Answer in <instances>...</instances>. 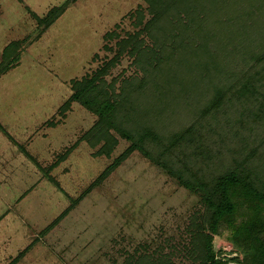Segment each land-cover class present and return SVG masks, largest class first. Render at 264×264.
Returning a JSON list of instances; mask_svg holds the SVG:
<instances>
[{
  "label": "trees",
  "instance_id": "trees-1",
  "mask_svg": "<svg viewBox=\"0 0 264 264\" xmlns=\"http://www.w3.org/2000/svg\"><path fill=\"white\" fill-rule=\"evenodd\" d=\"M76 1L33 14L41 29L35 39ZM142 2L145 7L125 16L133 31L121 37L118 24L104 34V41H114L102 47L112 57L72 79V93L57 110L64 118L77 103L95 116L79 137L99 146L94 156L109 158L119 139L128 146L41 234L137 152L194 195L197 208L171 251L148 252L144 245L128 255L127 264H264V0ZM22 44L14 40L4 47L0 77L18 65ZM124 56L138 73L107 82ZM224 232L240 259L215 251L213 240Z\"/></svg>",
  "mask_w": 264,
  "mask_h": 264
},
{
  "label": "rangeland",
  "instance_id": "rangeland-1",
  "mask_svg": "<svg viewBox=\"0 0 264 264\" xmlns=\"http://www.w3.org/2000/svg\"><path fill=\"white\" fill-rule=\"evenodd\" d=\"M65 1L0 0V59L7 44L23 41L18 65L0 77V264L25 249L16 264H127L144 245L148 252L171 251L197 198L137 152L41 234L128 146L119 139L109 158L94 156L99 146L79 137L95 116L77 103L64 118L57 110L72 93V79L112 57L102 47L114 41H104V34L118 24L121 37L132 32L126 14L145 7L142 0H77L35 39L41 29L33 14L43 16ZM131 60L124 56L106 81L138 73ZM51 119L58 123L48 125ZM51 165L47 175L43 169ZM228 235L215 237L214 249L240 259Z\"/></svg>",
  "mask_w": 264,
  "mask_h": 264
}]
</instances>
